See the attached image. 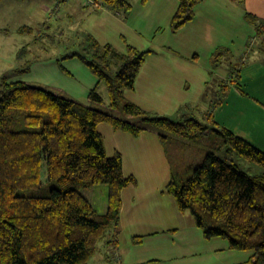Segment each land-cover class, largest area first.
Returning <instances> with one entry per match:
<instances>
[{
    "label": "trees",
    "instance_id": "obj_1",
    "mask_svg": "<svg viewBox=\"0 0 264 264\" xmlns=\"http://www.w3.org/2000/svg\"><path fill=\"white\" fill-rule=\"evenodd\" d=\"M97 1L123 13L133 8L130 0ZM200 1L179 0L171 19L173 31L194 19ZM246 16L256 19L251 13ZM89 41L85 52L73 51L64 57H78L99 82L106 83L108 105L95 88L88 96L91 103H85L49 86L2 78L0 264H88L110 232H119L123 191L138 179L125 174L120 151L108 154L101 123L134 136L152 129L164 142L170 134L194 138L215 132L228 149L264 166L261 149L227 127H215L212 118L210 125L193 116L175 120L150 113L126 98L125 91L135 87L152 49L128 44L121 52L93 36ZM29 51L23 46L18 58ZM187 174L184 178L174 174L166 187L179 209L193 215L207 239L225 238L232 249L254 251L253 264H264V172L251 174L232 159L210 151ZM100 184L108 186L105 212L85 193ZM47 187L48 193H25L44 192Z\"/></svg>",
    "mask_w": 264,
    "mask_h": 264
},
{
    "label": "crops",
    "instance_id": "obj_2",
    "mask_svg": "<svg viewBox=\"0 0 264 264\" xmlns=\"http://www.w3.org/2000/svg\"><path fill=\"white\" fill-rule=\"evenodd\" d=\"M53 2L57 5L61 0ZM130 2L133 8L128 13L103 4L84 3V7L92 9L91 13L104 14V18L119 28L117 42L101 41L94 36L101 44H110L121 52L127 50L128 44L153 50L145 59L135 87L125 91L126 98L150 113L148 105L158 102L168 108L166 110L176 111V115L155 113L157 115L175 120L185 116L199 119L186 108L191 109L189 104L207 102L213 81L206 73L183 68L185 58L199 56L203 47L231 53L232 46L240 42L238 52L242 54V65L234 73L227 72V78L231 74L234 77L220 83L222 88L217 103L210 98L213 101L208 107L206 105L201 115L211 124L210 118L216 120L215 127H227L264 152V0H245L244 4L238 0H201L195 7L194 19L177 31L171 29V19L179 0ZM66 5L75 6V3L70 1ZM247 13L255 15L256 19L250 21ZM223 46L227 49H222ZM190 59L192 64L195 60ZM211 73L216 74L213 70L208 74ZM101 83L98 78L91 79L88 91L95 88L105 100V93L99 90ZM193 83L197 88L200 86V91L198 88L196 94L185 101ZM102 124L99 125L101 132ZM107 130L112 136L110 141L102 133L108 154L120 151L125 174H134L138 179L136 185L123 191L119 232H110L99 248L108 260L113 258L120 264H253L254 251L232 249L229 241L222 237L207 239L193 215L179 209L173 195L168 191L172 198H168L165 191L158 195V188L168 184L175 174L177 162L173 156L177 155L180 162L183 155L180 149H171L175 139L172 134L164 142L152 129L139 136L123 130ZM127 157H132L129 164ZM192 164L186 167L189 169L199 163ZM140 236L141 241L136 242Z\"/></svg>",
    "mask_w": 264,
    "mask_h": 264
},
{
    "label": "rangeland",
    "instance_id": "obj_3",
    "mask_svg": "<svg viewBox=\"0 0 264 264\" xmlns=\"http://www.w3.org/2000/svg\"><path fill=\"white\" fill-rule=\"evenodd\" d=\"M70 1L75 3V6L66 5ZM70 1L65 0V2H60L57 5L53 0L0 1L2 2L0 3V84L4 77H8L9 81L24 80L30 83L49 86L75 99L91 103L88 98V90L90 89L88 85L91 79L93 80L94 78L96 80L97 76L78 57L65 58L64 56L73 51L85 52L89 47L90 36H96L101 41H119V28L110 19L104 18L102 16L104 14L100 12L91 13V8L84 7L85 0ZM25 45L30 51L19 59L20 57L18 58L17 53ZM240 45V42H238L236 46H232L231 53L225 52L227 50L209 51L206 47L200 48L199 56H190L195 60L192 64L190 57L185 58L186 61H184L183 68H191L190 70L199 72L200 74L206 73L210 81H213L210 84L208 96L213 98L214 101L219 98L222 88L220 83L234 77L231 74L227 78V72H236L239 65L241 66L243 63L241 61L242 54L238 52ZM223 47L225 48L222 49H227V46ZM28 64H30V67L26 69ZM212 70L216 73L214 76L212 73L208 74ZM231 87L237 88L236 85H232ZM198 88L200 91L199 85ZM198 88L193 83L192 88L186 94L185 101L191 99L196 94L195 91ZM99 90L102 94L105 93V100L108 105L110 100L105 82L100 84ZM210 98H208L207 102L201 101L196 105L189 104L191 109L186 108L187 111L193 112L207 125L210 124L201 115V111L206 110V105L208 107V103L213 101ZM148 107L153 114L167 113L173 117L176 115V111L166 110L168 108L161 106L158 102L150 103ZM234 114H237L236 110ZM107 128L111 132L115 131H113L114 129L108 123L101 125L102 132L106 135L108 141H110L109 139L112 136H110ZM172 136L175 139L172 142L171 149H180L183 153L180 157V162L177 155L173 156L177 162L175 174H179L181 178L188 175L187 167L191 163L194 165L201 163L210 151L219 153L221 157L232 159L242 170L251 174L264 172V166L250 161L233 149H228L224 139L215 132L201 134L195 138H184L177 134H172ZM222 144L224 148H221ZM126 147L128 148L127 145ZM111 148L109 145V149ZM142 159L144 160L143 157ZM131 160L132 157H127L128 164ZM141 175L143 174L141 173ZM47 178V167L46 164H43L42 179L46 182ZM166 185L167 182L158 188V195L160 196L162 191H165L166 196L172 198L166 192ZM20 193L22 192L20 191ZM25 193L29 195L48 193V187L44 192L31 189ZM85 193L100 212L106 211L108 203V186L106 184H100L92 189H87ZM147 195L150 197L151 193ZM101 244L102 242L99 244V248H101ZM88 264H120V261L118 262L113 258H111V261L108 260L105 254L98 249L89 259Z\"/></svg>",
    "mask_w": 264,
    "mask_h": 264
},
{
    "label": "built area",
    "instance_id": "obj_4",
    "mask_svg": "<svg viewBox=\"0 0 264 264\" xmlns=\"http://www.w3.org/2000/svg\"><path fill=\"white\" fill-rule=\"evenodd\" d=\"M85 2L88 4H96V5L102 4V2L97 0H85Z\"/></svg>",
    "mask_w": 264,
    "mask_h": 264
}]
</instances>
